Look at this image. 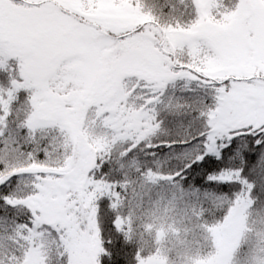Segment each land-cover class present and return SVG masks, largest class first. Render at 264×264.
<instances>
[{
	"label": "snow or ice",
	"instance_id": "obj_1",
	"mask_svg": "<svg viewBox=\"0 0 264 264\" xmlns=\"http://www.w3.org/2000/svg\"><path fill=\"white\" fill-rule=\"evenodd\" d=\"M0 264H264V0H0Z\"/></svg>",
	"mask_w": 264,
	"mask_h": 264
}]
</instances>
